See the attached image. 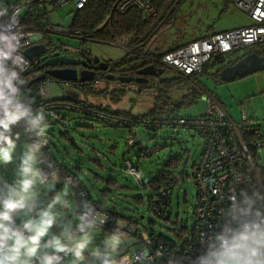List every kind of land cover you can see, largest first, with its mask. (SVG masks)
Instances as JSON below:
<instances>
[{
	"label": "rangeland",
	"instance_id": "rangeland-1",
	"mask_svg": "<svg viewBox=\"0 0 264 264\" xmlns=\"http://www.w3.org/2000/svg\"><path fill=\"white\" fill-rule=\"evenodd\" d=\"M22 1L0 0V5L7 6ZM74 13L71 4L58 9L47 6V13L41 19L40 26L43 36L53 45L77 51L87 46V57L91 59L116 63L123 58L126 51L122 48L111 44L83 43L79 38L69 34ZM170 13L172 14L161 24L158 33L154 34L143 47L149 56L158 55L176 45L209 34L252 24L230 0H182ZM244 53H235L230 58L236 60ZM215 70V67L207 66L203 74L195 77V81L180 84L176 90L163 94L161 98H158L160 94L158 83L152 81L143 84L151 90L141 92L137 91L138 85L130 84L123 87L104 79H100L91 87L76 90L49 79L39 84L44 87V99L47 101L66 100L72 93L86 106H99L111 112L122 111L127 116L134 117L143 116L151 109L164 105H168L169 110L175 108L174 116L200 117L207 111V103L203 97L209 93L224 104V110L234 122L239 121V113L243 111L260 122V130L264 133V72H257L231 82H222L215 76ZM159 77L180 78L169 69H165ZM143 85L141 88L146 89ZM193 93L197 97L194 98ZM64 114L65 120L58 123L48 121L50 149L60 165L72 171L83 182L92 200L100 202L118 215L132 218L140 232L152 230L156 234L173 239L178 235V231L193 230L195 187L190 175L201 151L202 139L198 135L185 129L152 130L132 126L130 128L132 139L137 145L129 148L125 146L128 138L127 128L121 126L114 128L103 122H94L75 111H65ZM256 124L258 125L257 122ZM62 134L67 135V140L62 138ZM23 141L24 139H21V142ZM139 149L144 151L143 157H136ZM250 153L264 180V152L251 147ZM173 157H179V166L173 171L176 183L171 186L169 215L166 220H162L149 209L151 193L138 184L133 176L125 173L124 161L135 164L141 173V181L145 182L157 173L166 171L164 164ZM96 162L102 170L95 164ZM12 167H0V175L11 177ZM94 174L100 180L112 179L115 182L114 186L108 188L102 181L94 180ZM102 190H108L106 197L96 194ZM136 198L141 202H136Z\"/></svg>",
	"mask_w": 264,
	"mask_h": 264
},
{
	"label": "clouds",
	"instance_id": "clouds-1",
	"mask_svg": "<svg viewBox=\"0 0 264 264\" xmlns=\"http://www.w3.org/2000/svg\"><path fill=\"white\" fill-rule=\"evenodd\" d=\"M22 11L0 5V167L13 166L11 177L0 175V264H264V187L226 195L225 223L203 238L194 258L153 250L123 219L105 228L108 209L78 199L80 179L61 176L57 161L45 159L49 124L23 75L30 65L22 52ZM22 125L31 137L23 142Z\"/></svg>",
	"mask_w": 264,
	"mask_h": 264
},
{
	"label": "built area",
	"instance_id": "built-area-1",
	"mask_svg": "<svg viewBox=\"0 0 264 264\" xmlns=\"http://www.w3.org/2000/svg\"><path fill=\"white\" fill-rule=\"evenodd\" d=\"M114 4V10L118 14H125L131 9L141 13L144 21H149L156 16V9L152 5L153 0H109ZM232 4L252 22L250 26L218 32L206 35L202 38L190 41L158 59H151L161 69L174 71L180 77L189 79L200 76L206 66L216 65L221 58L230 57L238 52H245L256 46H264V0H230ZM88 0H23L22 2L7 5L11 12L15 7H22L23 11L19 16V24L24 33L25 44L22 49L25 59L29 62L30 68L37 67V61H29L24 52L33 44L32 34L34 27H26L24 19L27 15L45 14L47 6L58 9L66 4H71L75 11L81 10ZM43 33V30H41ZM111 45L125 49L124 41L114 40ZM68 48V47H67ZM81 56H87V46L81 51L73 50ZM159 76L150 77L149 81L159 83ZM71 87V84H63ZM147 87V85H145ZM43 90V91H42ZM35 100L34 107H43L45 114L54 121L61 118L59 114L62 109H75L79 112H86L100 116L89 106H79L64 103L61 101H47L44 99V87L38 85L29 93ZM204 101L207 103L205 115L195 118L169 116L162 119L155 117L136 118L123 120V123L140 125L145 129H185L194 132L202 139L201 151L198 159L192 166L190 178L195 187V206L193 214L195 217L192 231H178V235L172 240L162 239L157 234L147 232L136 234L140 239L144 237L152 243L153 250L167 249L173 252H182L194 258L197 252L203 251L202 240L213 231H219L225 223L223 209L227 206L226 195L233 189L240 188L251 190L254 187H264L257 167L255 166L250 148L264 152V133L261 132L256 121L243 111L240 112L239 122L226 113L223 106L209 93ZM113 122L119 119L110 116ZM17 131L21 132V138L26 140L31 137L23 131V125ZM131 144V142H130ZM45 159L51 160L48 145L45 148ZM126 173L133 176L136 181H141V173L130 163H126ZM139 175L137 179L136 175ZM239 177V180H237ZM149 180V179H148ZM148 180L143 182L147 184ZM221 195H225L221 199ZM78 199L87 198L86 191L80 186L76 189ZM159 200L168 202L171 198V191L163 188L158 191ZM159 204V202H158ZM152 212L155 216L163 219L167 208L164 205L153 206ZM110 222L105 225L109 227ZM130 225H133L130 223ZM135 229V227H134ZM187 264V262H185Z\"/></svg>",
	"mask_w": 264,
	"mask_h": 264
},
{
	"label": "trees",
	"instance_id": "trees-1",
	"mask_svg": "<svg viewBox=\"0 0 264 264\" xmlns=\"http://www.w3.org/2000/svg\"><path fill=\"white\" fill-rule=\"evenodd\" d=\"M181 1L182 0H153L152 5L156 9V16L149 21H144L141 16V13L137 10L131 9L125 14H118L114 10V4L110 2L109 0H88L87 4L81 10L75 11L73 19L71 21L70 31L68 33L79 38L81 42L83 43L84 42H95V43H100V44H111L114 40L124 41L126 53L123 56V58H121L115 64H118L119 67H126L130 65V67H133L132 69L133 71H137L146 65H154L157 70H163L164 72L165 69L159 68V66L153 63L151 59H158L162 55L166 54L167 52H170L184 44L176 45L172 48H169L166 52L160 53L158 55H151V56H149L148 53H145V50L143 49V47H145L148 44V42L151 40L154 34L158 33L161 24L164 21H166L167 18L172 14L170 13V11L172 12ZM43 18H44L43 14H36V15L31 14L29 16L27 15V17L24 19L25 20L24 23L27 26L34 27L38 32L42 30L40 26H41V19ZM261 47H264V46H261ZM225 61H226L225 58H221L216 62V64L219 65V69H217L215 72L216 77L221 69H223L224 67L230 66L236 62V60H233L231 62H227V64L225 65L220 66V64L224 63ZM213 66L214 65H212L211 67ZM23 75L29 82L33 78H36L39 76V70L37 67H31ZM158 80H159L158 90L160 92L158 98H161L163 94L176 90L180 84H187L188 82L195 81V77L189 78V79H186L183 77L174 78V79H161V77H158ZM35 87H37V84H33L31 87H27V89L30 90L29 93ZM86 87L88 86L83 85L82 88H86ZM141 87H138L137 89L138 92L151 90L150 87H146V89H143ZM197 94L199 93L197 92ZM192 96L194 98L197 97L195 93H193ZM61 102H64V103L69 102L68 104L71 103L72 105L86 106L85 104L80 103L78 99L75 101L61 100ZM167 106L168 105H164L162 107H155L151 109L147 114L143 116H139V117H134L132 115L127 116V114L122 111L111 112L99 106H89V107L95 113H99L101 117L97 115L95 116L93 114H88L86 112H79L75 109L65 108V109L60 110L59 114L61 115V118L55 122L58 123L62 120H65V114H64L65 111H75V112L83 114L84 116H87L94 122H103L107 126L110 125L114 128H118L121 126L123 128L128 129V138L126 140L125 146L129 148H133L134 146L137 145V143L133 141L134 139H132L133 135L130 131V128L132 126L135 127V126H140V125H132V124L123 123L122 122L123 120L121 119L130 121L136 118L155 117L157 119H162L165 117L173 116L175 114V110H174L175 108L169 110L167 109ZM110 116L116 117L119 120L116 122H113L110 119ZM46 118H47V122L52 121V119L49 120V117L47 115H46ZM62 138L64 140H67V135L62 134ZM48 148H49V153L52 159L57 161L51 152L49 143H48ZM143 155H144V151L139 149L137 151L136 157H143ZM57 163L60 165L58 161ZM126 163H130L131 165H133L134 168L138 170V167L135 164L131 163L130 161H124L125 173H126ZM137 163H139V161ZM95 164L102 170V167L97 162ZM178 166H179V157L170 158L164 164V168L166 169V171L157 173L154 177L149 178L147 184H143L142 181L140 182L137 181L138 184L142 185L147 191L151 193L149 197V209L150 210L152 209L153 206H161V205H164L167 208L166 215L162 220H166L168 218L169 209H170L169 208L170 200L163 204V202L159 200L158 191L161 188L171 191V186L174 183H176V181L173 178V171H175ZM76 171H79V170L76 169ZM60 173H61V176H66V175L71 174L76 177V175H74L72 171H68L67 169L63 168L61 165H60ZM93 178L96 181H102L103 183H105V185L108 188H112L115 184V182L112 179L100 180L98 176L95 174L93 175ZM81 187L86 191L87 198L92 200V198L89 195L88 190L84 187L83 182L81 183ZM107 193H108V190H102V191H97L96 194H99L102 197H106ZM136 199H137L136 202H139V203L141 202L140 199L138 198ZM94 202L97 203L98 207L103 205L100 202H97V201H94ZM108 212L111 217V220H117L118 217H121L127 220L126 221L127 223L133 224L136 232L138 231L139 233H142L140 232L139 229H137L135 225L136 223L134 222L132 218L125 216V215H118L112 209H108ZM113 227H114V224L111 222L109 227H106V228L111 230ZM136 232L132 233V235L140 239L139 235L136 234ZM147 233L156 234L152 230H150V232H147ZM157 235L161 236L162 239H166L167 241L172 240V239L162 236L161 234H157Z\"/></svg>",
	"mask_w": 264,
	"mask_h": 264
},
{
	"label": "water",
	"instance_id": "water-1",
	"mask_svg": "<svg viewBox=\"0 0 264 264\" xmlns=\"http://www.w3.org/2000/svg\"><path fill=\"white\" fill-rule=\"evenodd\" d=\"M49 47H51L50 43L32 44L24 52L29 61L38 62L37 68L39 71L45 69V71H43V73L38 77L30 80L27 87H31L33 84H39L46 78H49V80L61 85L69 83L71 85L87 84L88 86H92L97 82V80H94V72H90L88 70L77 72L75 69L71 68H59L66 66H77V61L68 57L60 56L56 50L61 49V47L54 46L48 52ZM61 51H72V49L65 48L61 49ZM261 53L264 54V49H262ZM99 69L105 70L106 64L102 62ZM257 72H264V56H259L256 53H250L246 56H243L234 64L221 69L218 73V77L222 82H231L235 79H241ZM162 73L163 70H157L154 65H149L136 71V75L142 78L134 79L118 77L117 80L123 84L134 82L136 84L143 85L147 82L145 78L160 76ZM114 78L115 77L113 75L104 76V80L112 81ZM66 100L75 101L76 99H71L68 97Z\"/></svg>",
	"mask_w": 264,
	"mask_h": 264
},
{
	"label": "flooded vegetation",
	"instance_id": "flooded-vegetation-1",
	"mask_svg": "<svg viewBox=\"0 0 264 264\" xmlns=\"http://www.w3.org/2000/svg\"><path fill=\"white\" fill-rule=\"evenodd\" d=\"M48 43H50V46H51L48 48L49 49L48 52L51 50V48H53L54 46H57V45H53L52 42L48 41V39L45 38L43 44H48ZM58 47H61V46H58ZM65 48H67V47H65V46L61 47V49H65ZM61 49H57L56 52H58L60 54V56H64V57L74 59L75 61H77V66H66V67H59V68H71V69H75L77 72L82 71V70H88L90 72H94V80H97V81H99L100 79H104V76H106V75H113L115 78L112 80V82L120 84L123 87L130 85V84L138 85L137 87H141L140 84H136L134 82L129 83V84H123L117 80L118 77H126V78H134V79L142 78V77L136 75V71H133L132 70L133 67H130V65H128L126 67H119L118 64H115V63H109L108 64L107 62H104V61H99L97 59H91L87 56H81L80 54L73 52V51H61ZM67 49H69V48H67ZM262 49H264V47L257 46L251 50L246 51L243 54V56H246L250 53H256L259 56H264V54L261 53ZM102 62H104L106 64L105 70L99 69L100 64ZM147 66H149V65L143 66L142 68L147 67ZM142 68H140V69H142ZM43 71H45V69L42 71H39V75L42 74ZM149 78L148 77L145 78L147 80V82L149 81ZM47 79H49V78H46L45 80H47ZM83 85L88 86L87 84H83ZM83 85H80V84L71 85V87H69V88H73L74 90L81 89L83 87ZM73 96L74 95L71 93L70 98L73 99Z\"/></svg>",
	"mask_w": 264,
	"mask_h": 264
},
{
	"label": "crops",
	"instance_id": "crops-1",
	"mask_svg": "<svg viewBox=\"0 0 264 264\" xmlns=\"http://www.w3.org/2000/svg\"><path fill=\"white\" fill-rule=\"evenodd\" d=\"M25 21V20H24ZM24 25H25V23H24ZM26 27H32V26H27V25H25ZM32 40H33V44H42L43 42H44V40H45V37L43 36V34H42V32L41 31H38L37 32V30H35L34 32H33V34H32ZM188 43V42H187ZM254 48V47H253ZM252 49V48H251ZM246 52V51H245ZM227 58V57H226ZM225 58V62L224 63H221L220 64V66L221 65H225V64H227V62H231V61H233V59H231L230 57H228L227 59ZM240 59L242 58V56L241 57H239ZM239 58H237L236 59V62H237V60H240ZM213 67H215V69L217 70V69H219V65H214ZM216 70H215V72H216ZM217 77H218V75H217ZM219 78V77H218ZM236 80V79H235ZM74 96H73V99H77V96L75 95V94H73ZM70 97V96H69ZM214 97V96H213ZM222 106H223V108H224V104L222 103V102H220L216 97H214ZM68 101H70V100H68ZM67 103H69V102H67ZM71 104V103H70ZM241 112V111H240ZM240 114V113H239ZM252 118V117H251ZM240 120V119H239ZM239 122V121H238ZM256 122L258 123V126H259V129H261V124H260V122L256 119ZM21 139H24V140H26L25 138H21ZM118 219H123V218H121V217H118ZM117 219V220H118ZM123 220H125V219H123ZM125 221H127V220H125Z\"/></svg>",
	"mask_w": 264,
	"mask_h": 264
}]
</instances>
